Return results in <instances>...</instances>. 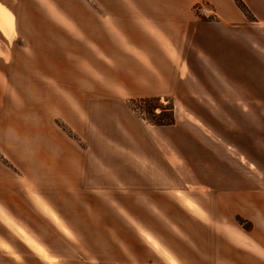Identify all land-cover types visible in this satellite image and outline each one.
Returning a JSON list of instances; mask_svg holds the SVG:
<instances>
[{
  "label": "crops",
  "instance_id": "obj_1",
  "mask_svg": "<svg viewBox=\"0 0 264 264\" xmlns=\"http://www.w3.org/2000/svg\"><path fill=\"white\" fill-rule=\"evenodd\" d=\"M50 1L35 13L56 45L53 57L77 46L100 69L98 99L118 107L107 114L112 155L91 159L79 145L69 152L50 136H21L16 181L41 190L35 203L64 231L74 217L79 228L96 220L93 227L107 230L94 238L101 247L89 263L264 264V0H241L247 13L234 0H103L93 2L101 12L95 23L69 14L67 0ZM200 2L214 20L197 16ZM0 5L16 22L10 3ZM102 21L109 29L98 32ZM31 23L28 35L38 36ZM76 36L100 48L92 53ZM127 98L171 99L189 110L192 127L178 124L174 107L172 125L147 123ZM0 260L18 261L1 248Z\"/></svg>",
  "mask_w": 264,
  "mask_h": 264
},
{
  "label": "rangeland",
  "instance_id": "obj_2",
  "mask_svg": "<svg viewBox=\"0 0 264 264\" xmlns=\"http://www.w3.org/2000/svg\"><path fill=\"white\" fill-rule=\"evenodd\" d=\"M67 1L70 3L68 13L77 19L84 18L95 23V18L97 19V16L101 14L98 5L93 2L103 0ZM7 2L15 12L16 22L0 5V12L3 15L0 20V88H2L0 90V248L15 261L18 260L17 263L11 264H45L41 259L47 264H98L89 263L87 260L95 259L96 248L101 247L100 244H95L100 241L94 238L109 235L106 233L107 230L104 232V229H99L101 228L99 226L93 227L96 220L90 223L92 224L90 228H79L77 218L74 217L71 223L75 227H70L69 230L64 228V231L56 214L45 204L46 209L43 208L39 200L38 205L35 203L34 195H38V192L42 194L41 190L29 184L27 180L23 183L16 181L14 156L18 154L16 148L19 147L21 136L22 138L33 137L31 140L38 138L40 141L50 136L69 152L73 144V146H81V150L84 149L86 156L91 159L96 155L106 158L112 155L113 149L111 142L113 134L109 132L112 118H109L107 114L109 110L113 111L118 107L114 101L98 99L100 93L97 91V84L102 82L100 69L94 66V61L85 60L84 53L79 57L77 46L70 44L68 52L63 53L66 57L64 59L61 55L53 57L56 45L52 46V38L46 37L47 25L41 20L40 15L35 13L37 8L40 12L45 11L43 6L49 4L48 0H7ZM198 4L206 5L211 9L205 2ZM102 7L109 13L106 5ZM25 15L28 16V22ZM197 16L205 20H214L198 14ZM31 22L40 28L38 36L28 35L26 28L30 29ZM77 23L78 21L75 22ZM77 28L82 29L80 24ZM106 29L109 28L102 21L98 32ZM69 30L76 34L72 26ZM71 39L78 42L85 40L77 36ZM95 41V38H87L81 46L92 52L94 48H100ZM58 59L66 62L51 63ZM54 64L62 66L55 67ZM141 99L127 98L125 104L147 123H150L148 118L153 117L147 108L151 105L154 107L161 105L164 108L174 107L178 124L184 123L192 127V123L186 117L189 110L185 107L182 111L179 107L176 109L171 99L150 98L155 100L148 104L141 103ZM69 104L79 110L77 112L79 116H74L72 109H69ZM159 112L160 109H157L156 113ZM190 113L194 114L191 111ZM213 118L216 121L219 119ZM95 126L103 131L97 133ZM37 142L34 140L33 148H36ZM27 151L29 154L30 151ZM104 171V169L101 170V172ZM97 189L103 196H109V190L106 187H97ZM59 192L57 191V195L60 194ZM39 205L60 225L57 221L53 222L49 219ZM61 219L69 224L68 220L62 217ZM237 221L244 228H250V224L243 218L238 217ZM18 227L42 246L50 254V259L21 235L17 230ZM3 243L9 245L10 252L3 249ZM0 264L8 263L0 260Z\"/></svg>",
  "mask_w": 264,
  "mask_h": 264
},
{
  "label": "trees",
  "instance_id": "obj_3",
  "mask_svg": "<svg viewBox=\"0 0 264 264\" xmlns=\"http://www.w3.org/2000/svg\"><path fill=\"white\" fill-rule=\"evenodd\" d=\"M236 4L239 6V8L247 13V8L243 4L241 0H234ZM155 99H141V103L148 104V103H153ZM151 101V102H150ZM160 109L159 113H156V110ZM148 112L153 115L152 118H148V121L152 123L153 125L156 126H167V125H172L174 123V116H173V108L172 107H163V106H149L147 108Z\"/></svg>",
  "mask_w": 264,
  "mask_h": 264
},
{
  "label": "bare ground",
  "instance_id": "obj_4",
  "mask_svg": "<svg viewBox=\"0 0 264 264\" xmlns=\"http://www.w3.org/2000/svg\"><path fill=\"white\" fill-rule=\"evenodd\" d=\"M2 17H3V15H2V13L0 12V20L2 19ZM40 202H41V201H40ZM41 204H42L43 208L46 209L44 203L41 202ZM17 230H18V232H19L21 235H23V236H24L29 242H31L35 247H37L40 251H42V253H44V254L47 256V258L50 259V254H49V253H48V252H47L42 246L38 245V244L36 243V241L33 240V239H32L27 233H25L24 230H23L21 227H18ZM2 246H3V249L6 250L7 252H10V251H11V249H10V247H9L8 244L3 243Z\"/></svg>",
  "mask_w": 264,
  "mask_h": 264
},
{
  "label": "built area",
  "instance_id": "obj_5",
  "mask_svg": "<svg viewBox=\"0 0 264 264\" xmlns=\"http://www.w3.org/2000/svg\"><path fill=\"white\" fill-rule=\"evenodd\" d=\"M195 11L199 16H202L204 18H212L214 19L216 17L215 12H213L211 9H209L206 5L198 4L195 6Z\"/></svg>",
  "mask_w": 264,
  "mask_h": 264
}]
</instances>
